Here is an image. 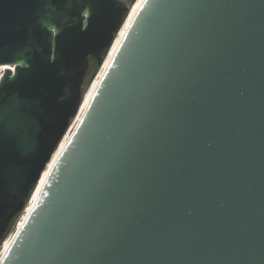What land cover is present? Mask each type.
<instances>
[{
    "label": "water",
    "instance_id": "95a60500",
    "mask_svg": "<svg viewBox=\"0 0 264 264\" xmlns=\"http://www.w3.org/2000/svg\"><path fill=\"white\" fill-rule=\"evenodd\" d=\"M135 1L0 0V264H264V0H145L26 210Z\"/></svg>",
    "mask_w": 264,
    "mask_h": 264
},
{
    "label": "bare ground",
    "instance_id": "6f19581e",
    "mask_svg": "<svg viewBox=\"0 0 264 264\" xmlns=\"http://www.w3.org/2000/svg\"><path fill=\"white\" fill-rule=\"evenodd\" d=\"M145 0H136L135 3L131 6V12L129 13L127 19H126V22L124 23L119 35H117V38L114 42V45L113 47L111 48V51L109 53V55L107 56L106 60H105V63L103 65V67L100 69V71L97 73L96 77L91 81V85L89 87H87L85 89V97H84V100H83V103L81 105V108H80V111H79V114L77 115V117L75 118V120L73 121V125H72V130H70L64 137V139L62 140V142H60V146L59 148L57 149V151L55 152V154L52 156V160L51 162L49 163L48 167H47V170L44 172L43 174V177H42V180L41 182L39 183V186L38 188L36 189V191L34 192V194L32 195L29 203L27 204L26 206V210L29 209L32 205H34L36 203V200H37V196L39 195V192L42 188V185L49 173V169H51L52 165L54 164V162L56 161V159L60 156L61 152L63 151V149L65 148L66 146V142H68L70 136H71V133L73 131V129L76 127L86 105H87V102L95 88V86L100 82L101 78H102V75L105 73L108 65H109V61H111V59L113 58L115 52H116V48L119 47L124 35L126 34L129 26L131 25L136 13L138 12V10L140 9L141 5L143 4ZM0 68L2 69L3 71V68L1 67L0 65ZM1 72V70H0ZM3 75V72H1L0 74V79ZM26 211L22 212L21 214V218H19V221L18 223H16L15 225V228H18L20 227L21 223L23 222V218H24V215H25ZM14 228V229H15ZM14 235V233H11V234H8L7 237H5V240L3 241L1 247H0V257L2 256L4 250L6 249V247L8 246L10 240L13 238L12 236Z\"/></svg>",
    "mask_w": 264,
    "mask_h": 264
},
{
    "label": "rangeland",
    "instance_id": "374dc122",
    "mask_svg": "<svg viewBox=\"0 0 264 264\" xmlns=\"http://www.w3.org/2000/svg\"><path fill=\"white\" fill-rule=\"evenodd\" d=\"M96 64L97 63H95V61H93V60L91 61L90 72H89V75H88V77H87V79L85 81V86H84V89L83 90H85L87 87H89L91 85V81L93 80L94 75L97 74L96 73V69H97V65ZM0 70H1V72H3L1 68H0ZM1 72H0V74H1ZM18 221H19V219H17L16 223H18ZM16 223H14V224L16 225ZM11 231H12V228H11V230L9 232H11Z\"/></svg>",
    "mask_w": 264,
    "mask_h": 264
},
{
    "label": "snow or ice",
    "instance_id": "6c2138e0",
    "mask_svg": "<svg viewBox=\"0 0 264 264\" xmlns=\"http://www.w3.org/2000/svg\"><path fill=\"white\" fill-rule=\"evenodd\" d=\"M29 145L25 144V149H27ZM0 178H2V172H0Z\"/></svg>",
    "mask_w": 264,
    "mask_h": 264
},
{
    "label": "trees",
    "instance_id": "16d2710c",
    "mask_svg": "<svg viewBox=\"0 0 264 264\" xmlns=\"http://www.w3.org/2000/svg\"><path fill=\"white\" fill-rule=\"evenodd\" d=\"M93 61H95V60H93ZM96 62V61H95ZM97 65V64H96ZM98 70H99V66L97 65V69H96V73H98ZM95 73V74H96ZM96 75H94V77H95ZM94 77H93V79H94Z\"/></svg>",
    "mask_w": 264,
    "mask_h": 264
}]
</instances>
